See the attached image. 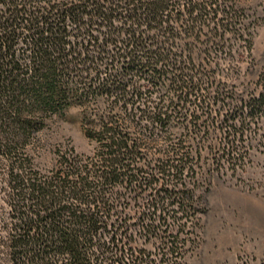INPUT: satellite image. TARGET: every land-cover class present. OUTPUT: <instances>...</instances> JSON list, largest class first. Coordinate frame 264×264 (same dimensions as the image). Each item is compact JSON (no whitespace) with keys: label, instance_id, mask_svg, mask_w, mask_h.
Listing matches in <instances>:
<instances>
[{"label":"trees","instance_id":"obj_1","mask_svg":"<svg viewBox=\"0 0 264 264\" xmlns=\"http://www.w3.org/2000/svg\"><path fill=\"white\" fill-rule=\"evenodd\" d=\"M253 24L232 0H0V264H186L200 175L244 167L264 122V79L233 104L224 80ZM70 106L91 150L44 168Z\"/></svg>","mask_w":264,"mask_h":264},{"label":"rangeland","instance_id":"obj_2","mask_svg":"<svg viewBox=\"0 0 264 264\" xmlns=\"http://www.w3.org/2000/svg\"><path fill=\"white\" fill-rule=\"evenodd\" d=\"M254 27L251 56L232 54V104L237 93L254 94L264 79V0H232ZM233 50L237 49L232 42ZM238 61V64H236ZM237 67V68H235ZM225 72V71H224ZM227 90V89H226ZM252 131V130H251ZM41 166L50 167L58 146H73L79 153L91 150L84 137L80 110L68 107L42 134ZM218 140V137H216ZM249 161L241 169L202 172L198 245L186 264H264V122L247 139Z\"/></svg>","mask_w":264,"mask_h":264}]
</instances>
